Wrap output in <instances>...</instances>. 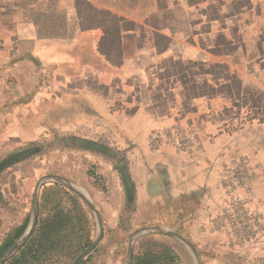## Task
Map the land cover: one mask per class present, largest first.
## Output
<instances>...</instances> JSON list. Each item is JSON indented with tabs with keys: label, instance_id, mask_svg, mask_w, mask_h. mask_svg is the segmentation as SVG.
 <instances>
[{
	"label": "crops",
	"instance_id": "0c3cea01",
	"mask_svg": "<svg viewBox=\"0 0 264 264\" xmlns=\"http://www.w3.org/2000/svg\"><path fill=\"white\" fill-rule=\"evenodd\" d=\"M175 130L193 142L149 146ZM71 151L115 169L112 196L181 201L204 264L264 256L220 221L232 171L264 227V0H0V196Z\"/></svg>",
	"mask_w": 264,
	"mask_h": 264
},
{
	"label": "rangeland",
	"instance_id": "374dc122",
	"mask_svg": "<svg viewBox=\"0 0 264 264\" xmlns=\"http://www.w3.org/2000/svg\"><path fill=\"white\" fill-rule=\"evenodd\" d=\"M47 159V164L49 165L48 174L64 176L85 188L102 214V238L97 247L88 256L83 258L79 264H127L130 236L135 230L142 227L167 225L175 228L186 236L183 229L186 216L183 211L179 214L174 211L177 215L172 212L173 207L179 205L181 201H173L170 196H146V198L143 196H112L111 187L107 183L110 178L109 173L114 175L116 172L115 169H108L107 171L101 161L90 159L83 153H73L72 151L70 153L53 152L49 154ZM118 171L119 170H117V172ZM14 182L15 181L11 184V188L13 193L17 194L19 193V186H16L17 183ZM37 183L38 180L35 178L31 186L27 184L26 190L28 194L31 190L35 192ZM227 184L231 198V196L238 191V186L228 179ZM46 187H55L58 188L59 191H56L54 196H49L47 198V196H43L42 194ZM119 187L117 186V190ZM67 189L73 192L65 186L61 188L53 183H47L44 188L41 187L39 192L38 216L39 213L41 217L51 216L55 212V206L60 207L64 212L73 211L71 209V201L65 193ZM78 197L83 209L82 211L74 210L73 213L75 215L83 213L84 217L82 218V222L83 226L89 231L90 243L88 245H90L99 232L97 216L90 209L88 204L80 196ZM33 199L34 196H0V245L8 234L12 233L16 227L25 221L26 217L29 216V221H31ZM181 204L183 209L186 210L188 206L186 201L183 200ZM231 205L232 201L229 202V207L227 208H230ZM190 206L193 208L192 205ZM224 214L220 217L221 220H224L222 226L230 233V228L226 223V217L228 220L232 218V215L230 216V214H227V216H225ZM186 237L190 239L188 236ZM21 238L18 239L16 244L6 253L12 250L20 242ZM153 243L172 247L179 257V264H196L193 253L183 242L170 235L161 233L144 234L138 237L133 246V257L134 255L142 254L146 251L148 246ZM193 243L196 245L195 242ZM20 250L3 264H14V261L23 258V255L19 253ZM198 250L200 251L199 248ZM80 252L76 253L74 249L65 248L59 250L57 254L55 253L56 255L53 254L52 259L49 262L46 261L44 264H72L73 260Z\"/></svg>",
	"mask_w": 264,
	"mask_h": 264
},
{
	"label": "trees",
	"instance_id": "16d2710c",
	"mask_svg": "<svg viewBox=\"0 0 264 264\" xmlns=\"http://www.w3.org/2000/svg\"><path fill=\"white\" fill-rule=\"evenodd\" d=\"M61 188L64 186L54 183ZM55 187H46L43 196H54ZM72 204V210L82 211V205L78 195L69 191L65 192ZM48 201V199H47ZM55 212L51 216L41 217L40 213L36 228L20 250L23 258L14 261V264H44L52 259L62 249H74L75 252L82 251L89 242V231L83 226V213L74 214L73 211L64 212L60 207L55 206ZM30 217L8 234L0 245V257L12 248L20 239L29 226ZM56 253V254H55ZM15 259V258H14ZM132 264H179V257L173 248L167 245L153 243L142 254L134 255Z\"/></svg>",
	"mask_w": 264,
	"mask_h": 264
},
{
	"label": "water",
	"instance_id": "95a60500",
	"mask_svg": "<svg viewBox=\"0 0 264 264\" xmlns=\"http://www.w3.org/2000/svg\"><path fill=\"white\" fill-rule=\"evenodd\" d=\"M18 158H19V156H13V157L8 158L5 161H3L0 164V171L3 168H5L6 166H8L9 164H11L12 162L18 160ZM49 182H57V183L65 186V187L69 188L73 192H75L78 196H80L88 204L90 209L97 216L98 229H99L98 235L91 242L90 245H88L82 252H80L75 257L72 264H79V262L83 258L88 256L99 244V242L102 238V235H103V218H102L101 212L96 207L91 196H89V194L87 193L85 188L81 187L80 185L76 184L75 182H73V181H71V180H69L63 176H60V175L49 174V175H45L44 177H42L36 185L35 192H34V199H33V209H32V214H31V221L29 223V226H28L25 234L21 238L20 242L12 250H10L8 253H6L4 256H2L0 258V264H3L7 259L11 258L15 253H17L23 247L25 242L32 235V233L35 229L36 223H37V218H38L39 192H40V189L43 186V184L49 183ZM150 233L166 234V235H170V236L180 240L191 250V252L194 255L196 264H204L203 260H202L201 253L198 250L197 246L190 239H188L186 236H184L179 231H177L175 228H173L171 226H167V225L146 226V227H142V228L135 230L131 234L130 240H129L127 264H132V262H133V246H134L136 239L138 237H140L141 235L150 234Z\"/></svg>",
	"mask_w": 264,
	"mask_h": 264
},
{
	"label": "built area",
	"instance_id": "2783aa9c",
	"mask_svg": "<svg viewBox=\"0 0 264 264\" xmlns=\"http://www.w3.org/2000/svg\"><path fill=\"white\" fill-rule=\"evenodd\" d=\"M180 132L175 130V132H165V131H157L151 134L149 139V146L152 149H158L162 144L169 143L170 141H174L176 138V141L182 142L186 141L188 143L193 142V138L190 136L182 137L179 135ZM241 173V172H240ZM243 174V173H241ZM244 175V174H243ZM228 180H231L234 182L238 188L244 187L245 180L238 178L237 174L234 176L233 172L231 171L228 178ZM226 179V180H227ZM232 205L226 213L224 214L227 216V214L232 215L231 219L227 220L226 217V223L228 224L230 228V236H231V242L235 244H242L245 242L251 241V239L256 238L257 234H260V237L262 238V245L264 248V227L260 226V223L258 221V217L256 214L249 213L246 204L245 199L242 195L239 193H234L231 196ZM221 223H224V220H221ZM251 264H264V256H258L251 260Z\"/></svg>",
	"mask_w": 264,
	"mask_h": 264
}]
</instances>
